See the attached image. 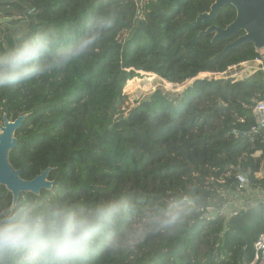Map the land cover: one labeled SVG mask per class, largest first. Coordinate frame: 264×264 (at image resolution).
I'll return each mask as SVG.
<instances>
[{
	"label": "trees",
	"instance_id": "trees-1",
	"mask_svg": "<svg viewBox=\"0 0 264 264\" xmlns=\"http://www.w3.org/2000/svg\"><path fill=\"white\" fill-rule=\"evenodd\" d=\"M215 0H0V17L20 19L0 27V50L17 35L55 26L75 37L97 10L118 6L123 22L99 51L71 69L12 89L0 88L2 116L26 115L15 132L9 161L30 180L50 167V191L91 200L122 192L137 210L176 196L197 202L183 226L149 235L133 251L101 253L94 264H250L253 245L264 233V202L226 220L209 219V208L226 200L218 192L234 190L235 174L248 172L253 188L264 157V138L246 129L254 124L255 104L264 99V74L235 81L196 79L222 74L258 57L252 44L220 55L231 42L212 41L203 31L226 28L235 17L231 5L208 23L193 25ZM242 35V33L240 34ZM170 84L194 80L181 93L160 90L125 114L123 89L134 71ZM260 152L259 156L256 154ZM213 179V180H211ZM25 196H36L23 193ZM12 201L0 186V205Z\"/></svg>",
	"mask_w": 264,
	"mask_h": 264
},
{
	"label": "clouds",
	"instance_id": "clouds-1",
	"mask_svg": "<svg viewBox=\"0 0 264 264\" xmlns=\"http://www.w3.org/2000/svg\"><path fill=\"white\" fill-rule=\"evenodd\" d=\"M123 22L109 6L90 15L75 37L55 26L15 35L0 50V88L25 86L83 63ZM197 202L176 196L137 210L122 192L91 200L25 196L0 205V264H94L101 253L135 250L149 235L178 230Z\"/></svg>",
	"mask_w": 264,
	"mask_h": 264
},
{
	"label": "water",
	"instance_id": "water-1",
	"mask_svg": "<svg viewBox=\"0 0 264 264\" xmlns=\"http://www.w3.org/2000/svg\"><path fill=\"white\" fill-rule=\"evenodd\" d=\"M228 5L235 8L234 21L226 28L211 25L202 34L212 35L213 42L231 40L220 52V55H225L245 44H252L258 51L264 49V0H215L209 12L200 14L193 25L210 22L219 10ZM18 19H20L19 16L0 17V27L2 24ZM241 33L242 35H240ZM134 71L142 72L140 67L135 68ZM164 97L169 98L166 94ZM26 117V115H20L14 120H9L4 114L0 124V186H3L11 194L12 201L18 200L23 193L37 196L42 190L50 191L53 187V182L49 180V173L52 170L50 167L41 171L34 178L26 180L20 177L19 171L14 169L9 161L10 151L17 145L15 132L21 127ZM252 127L253 125L246 130L250 131ZM258 203L260 201L254 199L246 204V208Z\"/></svg>",
	"mask_w": 264,
	"mask_h": 264
},
{
	"label": "built area",
	"instance_id": "built-area-1",
	"mask_svg": "<svg viewBox=\"0 0 264 264\" xmlns=\"http://www.w3.org/2000/svg\"><path fill=\"white\" fill-rule=\"evenodd\" d=\"M258 57L251 61L242 62L236 66L230 67L228 70H235L237 67L242 68V71L234 73L227 77H221L225 79L243 80L250 77L256 72H262L264 74V53L262 50L258 51ZM227 72L222 73L226 75ZM222 74H216L218 76ZM254 119L253 127L250 129V134L253 138H264V99L258 101L252 112ZM255 178L263 182L262 186L253 188L248 172L238 171L235 174V187L234 190L222 189L218 192L226 200V203L221 208H209L206 216L209 219H214L217 216L223 217L226 220L236 216L239 212L246 208V204L254 199H258L260 202H264V157L261 160L258 173L255 174ZM213 180V179H211ZM236 195V196H235ZM235 196V198H233ZM248 197L249 200H248ZM254 257L250 264H264V233L261 234L253 245Z\"/></svg>",
	"mask_w": 264,
	"mask_h": 264
},
{
	"label": "rangeland",
	"instance_id": "rangeland-1",
	"mask_svg": "<svg viewBox=\"0 0 264 264\" xmlns=\"http://www.w3.org/2000/svg\"><path fill=\"white\" fill-rule=\"evenodd\" d=\"M261 53H264V49H262ZM241 71H242V68L240 66V67H237L235 70L233 69L228 70L226 75L222 74L223 76L221 75L213 76L210 73H204V75H199L197 76V78L199 79L211 78V77L221 78V77L230 76L234 73L239 74ZM137 73L139 74V76L137 78H134L136 82H133L134 84L131 83V85H129L127 82L126 86L123 89V94L127 97L126 103L123 108L125 110V114L131 108L137 106L142 101L148 99L149 96L157 90L162 91L164 94L168 96H173V95L181 93L186 87H188L189 85L193 83V80H188V81H185L183 84H179V85L171 84L169 86V85H166V81L158 78V76L157 78L156 77L154 78L148 75L150 73H144L143 71L137 72ZM235 81H238V79H236ZM235 196L233 198H235Z\"/></svg>",
	"mask_w": 264,
	"mask_h": 264
},
{
	"label": "bare ground",
	"instance_id": "bare-ground-1",
	"mask_svg": "<svg viewBox=\"0 0 264 264\" xmlns=\"http://www.w3.org/2000/svg\"><path fill=\"white\" fill-rule=\"evenodd\" d=\"M148 75L151 76V77H154V78L156 77V78H157V76L154 75V74H148ZM199 75H204V73H200ZM199 75H198V76H199ZM158 78H159V77H158ZM146 79H147V78H146ZM150 80H151V79H150ZM161 81H162V80H161ZM133 82H136V80H135V79H134V80L131 79L130 81H128V84H129V85H131V83L134 84ZM162 83H163V82H162ZM166 85H169V86H170L171 84L166 82ZM125 86H126V85H125ZM143 90H144V89H143Z\"/></svg>",
	"mask_w": 264,
	"mask_h": 264
},
{
	"label": "crops",
	"instance_id": "crops-1",
	"mask_svg": "<svg viewBox=\"0 0 264 264\" xmlns=\"http://www.w3.org/2000/svg\"><path fill=\"white\" fill-rule=\"evenodd\" d=\"M259 153H260V152H258V154H257L256 156H258V155H259ZM249 198H250V197H248V200H249Z\"/></svg>",
	"mask_w": 264,
	"mask_h": 264
}]
</instances>
